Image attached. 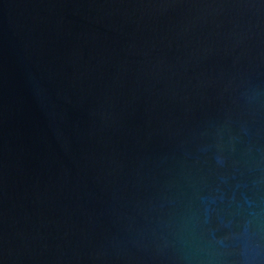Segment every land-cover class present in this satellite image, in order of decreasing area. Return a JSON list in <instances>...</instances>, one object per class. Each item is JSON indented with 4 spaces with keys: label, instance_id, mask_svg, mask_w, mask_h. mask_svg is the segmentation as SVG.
Masks as SVG:
<instances>
[{
    "label": "water",
    "instance_id": "1",
    "mask_svg": "<svg viewBox=\"0 0 264 264\" xmlns=\"http://www.w3.org/2000/svg\"><path fill=\"white\" fill-rule=\"evenodd\" d=\"M0 264H264V0H0Z\"/></svg>",
    "mask_w": 264,
    "mask_h": 264
}]
</instances>
